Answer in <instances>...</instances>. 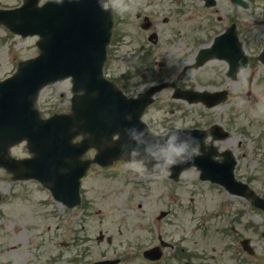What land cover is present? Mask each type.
Returning a JSON list of instances; mask_svg holds the SVG:
<instances>
[{"label": "rangeland", "instance_id": "obj_1", "mask_svg": "<svg viewBox=\"0 0 264 264\" xmlns=\"http://www.w3.org/2000/svg\"><path fill=\"white\" fill-rule=\"evenodd\" d=\"M141 3L142 0H135L132 11L125 13L122 16L121 22L117 27L118 35L116 42L114 45L112 44L110 46L111 51H114V54L110 56L109 59V68H107V71L110 73L127 74L130 70H133L134 66L141 68L144 67V57L139 56L140 51L136 49L137 47H140V44L142 43L140 41H143L142 28L140 27V21L138 20L139 17L135 14L136 9ZM259 14H264V2L259 5ZM261 27H264V25ZM258 32L264 36V29L260 30L259 28ZM258 32L255 34H258ZM0 34V42L2 44V51L0 52V78H3L15 71L18 62L21 59L38 54V49L36 46V37H5V31L3 29H0ZM119 38L121 43L117 44ZM252 44L254 45L252 46V49L249 50H251L252 53H258L260 51L258 38L255 41H252ZM9 52L14 54L13 60H11L8 55ZM179 57V55H171L173 60H176ZM249 73L250 72H247V74ZM252 74H254L256 78L252 81L253 84L251 87H248V89L252 91H249L252 97L248 102L245 101L250 109H254V106L251 105L252 103L257 105L261 101H264V88L262 85L256 83V81L261 83L263 79L257 72ZM127 79L133 80V76H130ZM68 84V81H60L47 86L41 92L38 101L40 108L44 109L47 113L68 108L70 95ZM225 107L230 109L229 105H226ZM236 108L238 109L237 105ZM168 110H170V107H168ZM243 111L246 112V108H243L242 112ZM244 112L243 118H241L240 121L249 124V121L251 120L248 119ZM232 114L233 113H231V115ZM167 115L173 114L154 108L147 118L150 116L152 119L158 121L156 124L157 129L163 131L161 120ZM230 118L232 119V116H230ZM185 119L188 122L200 120V122L205 125L210 117L207 112L195 109L191 115ZM230 122L233 123V120ZM236 128L237 130L234 133L236 138L241 136L245 137V126L236 125ZM257 129H264V120L258 122ZM239 131L241 133H239ZM245 141L247 142V136L245 137ZM254 143V140H252V144ZM19 149L22 152L26 150L24 145L19 146ZM120 166V174H124V176H117L115 173H110L109 170L94 167L86 177L84 189L87 191L88 197L93 198L95 203L93 204V212H96L91 221V225L107 224L106 227L99 226L95 227V229L109 228V230L113 231V225L120 226L122 219L125 220L126 224L129 223L133 229H146L147 225L150 224L149 219H151L153 215H158L161 210L172 208L173 210L171 214L164 217L161 221H158V224L163 226L164 231L172 236V238L170 236V239H175L179 234L184 235V233L188 234L193 231L195 234L193 239L201 238L204 241L209 240L211 241V244L216 247L214 252L216 257L215 264H229V258L227 257L228 252L226 249L229 240L225 235L218 232L217 227L233 223L234 217L232 214H229L211 218L209 220L212 210H214L213 213H221L219 207L223 203L225 193H222L220 189L208 182H202L198 178V173L193 169L187 170L179 182L172 181L169 172L165 175L151 174L144 183L142 180L136 188L137 191L142 192L145 189H142L141 186H144V188H147L149 191L146 200H144L145 211L139 212L134 210L133 207L138 201L136 199H140V197H136L135 199L130 195V192L133 191L134 183L130 182L132 179L129 177L128 173H125L127 170L126 165L121 164ZM262 171L263 174L261 176V181L264 182V166ZM6 177L7 176L1 172L0 180L5 179ZM126 178L127 180H125ZM36 184V182L17 183L14 186L13 192L15 190H22L25 194L21 198L12 199L4 206L6 207V210L3 214L2 221L7 225L12 226V229H9L8 231H6L7 229L5 231L0 229V232L2 231L0 234V240L5 243L0 255L6 262L20 264L23 258L32 255L33 247L39 248V243L45 244V248L49 247L55 237L54 224L44 216L45 207L39 203V199L42 195L39 192H45V190ZM7 188L8 184L4 181H0V189L5 190ZM142 197L143 196L141 195V198ZM192 198L193 201L191 200ZM35 210L36 217H30L29 215ZM99 218H103L104 221L100 222ZM245 219L246 222L244 221L242 224L243 226L241 225V229H245L246 234L251 236L253 244L256 246L257 250L264 253V235L262 237L261 234L264 230V225L259 230H256L250 224V221L254 222V224L261 223L264 218L260 214H255L254 211H251L245 215ZM29 223L41 224V227L32 233V236L37 237V242L35 243L29 241L31 238V232L27 229ZM197 223H209L212 230L209 232L198 231L196 229ZM20 224V229H17L16 226ZM49 224L52 225L51 231L47 229ZM108 224H111L112 226H109ZM141 224L143 226H141ZM233 224L237 227L239 226L235 222ZM121 228L123 227L121 226ZM41 253L43 255H50L43 251H41Z\"/></svg>", "mask_w": 264, "mask_h": 264}, {"label": "flooded vegetation", "instance_id": "obj_2", "mask_svg": "<svg viewBox=\"0 0 264 264\" xmlns=\"http://www.w3.org/2000/svg\"><path fill=\"white\" fill-rule=\"evenodd\" d=\"M247 1L250 2V8H246L234 0H142L138 8L144 11L145 25L150 29L145 35H148L149 39L152 32L157 34L155 40L150 42L151 46L148 49L162 45L168 50L167 55H185L188 57L186 58L187 61L193 62L195 53L203 45L214 44L216 38L225 37L226 35L223 34L233 25L238 31L239 39L244 42V40L255 36V32L248 31V25H250L248 12L253 13L254 7H259L264 2V0ZM22 2L23 0H0V7H16ZM252 20L254 19L252 18ZM142 35L145 36L143 33ZM217 44L219 45L221 42ZM212 61L221 62L217 59L210 62ZM176 77L178 80H172L171 83H174L175 87H182L183 89L208 87L211 90H225L230 88L229 84L232 81L226 64L196 70L192 79L188 77V70H185L182 75H176ZM148 85V83L144 84L142 88ZM156 99H158V95ZM179 100L188 103L186 100ZM212 139L213 136H211ZM260 172L261 170L254 174L244 175L242 178L247 182L257 183ZM85 196L86 192H82L80 204L74 209L71 208L72 211L67 212L69 215L78 216L79 222L74 220L67 224L68 240L65 249L48 256L36 253L32 257L23 258L21 262L26 264H95L96 261L107 255L108 258L116 260L115 264H215L214 252L216 247L209 240L182 238L180 241L177 240L176 244L169 241L167 246L163 248V256L159 259H151L144 255L145 248L137 251V248L145 242V238L134 232L129 247L133 246L135 249L130 250L127 255L109 256L108 254L121 251L119 245L113 244L115 240L117 241L124 235L119 234L115 229L112 231L113 233L108 234L102 229H95L98 225L89 226L85 224L83 219V216L87 214ZM63 206L69 208L64 204ZM189 236H195V234ZM229 247L231 245L226 246V249L229 250ZM170 248H174L173 251H170L171 255L168 254ZM0 259L3 261L1 255Z\"/></svg>", "mask_w": 264, "mask_h": 264}, {"label": "water", "instance_id": "obj_3", "mask_svg": "<svg viewBox=\"0 0 264 264\" xmlns=\"http://www.w3.org/2000/svg\"><path fill=\"white\" fill-rule=\"evenodd\" d=\"M56 3L60 4L55 5L51 1L41 8L24 7L19 11L20 30L24 34L40 33L43 38L39 43L43 52L40 57L23 63L13 78L0 83V163L11 164V160L6 157V141L15 138L14 125H17L19 132L20 129L24 131L29 126L26 122L27 117L20 113L18 107L32 106L38 88L52 79L74 74L77 85L88 89L90 95L78 100L76 106L82 103L92 104L93 109L82 123V127L91 132V139L99 143L103 150L105 146L98 139H108V131L115 129L114 124L124 120L126 110L130 111L129 108L120 110L119 106L124 99L120 98L109 86H105L100 73L108 34L94 35L96 23L94 25L92 19L99 6V0H83L82 2L62 0ZM54 11L55 13L58 11L66 26L71 24L73 29L71 45L66 50V57L57 66L53 63L51 51V17ZM0 17L4 20L5 12ZM83 31L86 34L82 35ZM100 90L107 92V96L97 98ZM109 96H112L116 102L112 103L113 99ZM35 124L39 127L42 122L35 120ZM124 139L125 141L122 142H129L127 132H124ZM61 144L69 145V138L65 137ZM191 161L185 165L190 164Z\"/></svg>", "mask_w": 264, "mask_h": 264}, {"label": "clouds", "instance_id": "obj_4", "mask_svg": "<svg viewBox=\"0 0 264 264\" xmlns=\"http://www.w3.org/2000/svg\"><path fill=\"white\" fill-rule=\"evenodd\" d=\"M62 2V0H56ZM112 9L121 15L132 11L135 0H111ZM102 7L105 0H99ZM240 71H243L241 67ZM254 115L264 118V101L257 104ZM128 120L132 117L129 115ZM128 143L122 145V153L127 160L126 167L143 175L150 170L165 175L173 167L187 163L200 155V142L190 134H183L179 127L164 135L153 133L150 129L132 127L126 129Z\"/></svg>", "mask_w": 264, "mask_h": 264}]
</instances>
